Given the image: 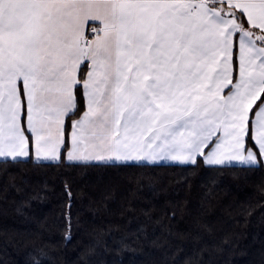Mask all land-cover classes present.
I'll list each match as a JSON object with an SVG mask.
<instances>
[{"label": "snow or ice", "instance_id": "6c2138e0", "mask_svg": "<svg viewBox=\"0 0 264 264\" xmlns=\"http://www.w3.org/2000/svg\"><path fill=\"white\" fill-rule=\"evenodd\" d=\"M10 161L264 168V0H0Z\"/></svg>", "mask_w": 264, "mask_h": 264}, {"label": "trees", "instance_id": "16d2710c", "mask_svg": "<svg viewBox=\"0 0 264 264\" xmlns=\"http://www.w3.org/2000/svg\"><path fill=\"white\" fill-rule=\"evenodd\" d=\"M39 163H0V264H264V168Z\"/></svg>", "mask_w": 264, "mask_h": 264}, {"label": "crops", "instance_id": "0c3cea01", "mask_svg": "<svg viewBox=\"0 0 264 264\" xmlns=\"http://www.w3.org/2000/svg\"><path fill=\"white\" fill-rule=\"evenodd\" d=\"M67 135V134H66ZM68 163H84V162H70V161H66ZM43 163H59L58 161H43ZM137 163L139 164H147V165H168L171 164L172 162L169 161H158L156 163H151V162H147V161H140V162H128V164L130 165H137ZM87 164H102V162H98V161H90ZM182 166H186V165H182Z\"/></svg>", "mask_w": 264, "mask_h": 264}]
</instances>
